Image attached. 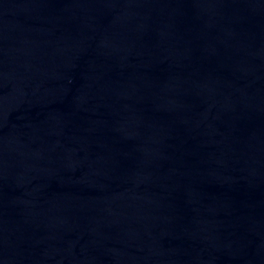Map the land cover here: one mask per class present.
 I'll return each mask as SVG.
<instances>
[{"label": "water", "instance_id": "95a60500", "mask_svg": "<svg viewBox=\"0 0 264 264\" xmlns=\"http://www.w3.org/2000/svg\"><path fill=\"white\" fill-rule=\"evenodd\" d=\"M0 264H264V0H0Z\"/></svg>", "mask_w": 264, "mask_h": 264}]
</instances>
